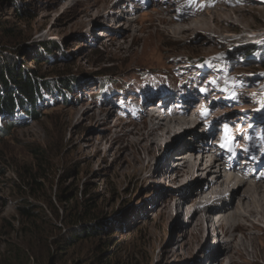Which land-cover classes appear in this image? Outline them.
I'll list each match as a JSON object with an SVG mask.
<instances>
[{"label": "rangeland", "instance_id": "obj_1", "mask_svg": "<svg viewBox=\"0 0 264 264\" xmlns=\"http://www.w3.org/2000/svg\"><path fill=\"white\" fill-rule=\"evenodd\" d=\"M116 1L0 0V21L12 31L9 36L1 34L0 39L11 44L8 52H13L19 63L46 80H58L63 75L84 79L67 94V104L56 94L45 93L38 105V120L23 119L22 111L12 125L10 118L0 120V131L7 129L6 134L0 133V259L11 261L9 264H216L205 258L207 245L220 251L230 243L221 230L223 236L211 234L207 245L182 246L189 240L184 238L186 233L194 228L189 219L208 202L194 206L185 201L182 211L190 213L176 219L160 201L179 190L181 196L187 194L189 190L182 186L189 177L172 181L167 169L161 173L156 168L169 152L174 157L167 160L173 172L185 147L175 149L182 144V137H187L180 130L192 128L198 119L201 125L196 136L205 134L199 145L202 148L219 142L220 123L240 122L234 125L240 127L258 117L264 122V0ZM147 13L165 18L178 14L186 19L176 17L177 25L184 28L197 25L190 20L205 22L198 24L203 29L182 34L156 25L151 31L138 33L148 39V44L133 43L136 31L150 26ZM149 32L159 33L149 38ZM49 43L59 44L62 54L47 55L42 45ZM36 45L40 50L37 62L32 60ZM250 48L257 51L250 52ZM105 72L108 79L99 77ZM105 80L111 84L98 95V83ZM179 90L185 94L177 99L174 93ZM187 96L191 102L180 105L181 98ZM143 101L151 110L142 109ZM180 107L182 113L178 112ZM168 113H173L171 117L179 124H172L170 133L161 136L157 151L150 155L133 144L136 137L132 133L151 122L158 123L157 118ZM209 114L205 125L202 117ZM262 132L264 125L259 135ZM255 136L238 139L239 156L262 150ZM233 141L234 137L230 139L232 149ZM216 152L201 147L195 151L197 161L202 155L216 160L220 154L218 149ZM31 177H37L40 185L32 182L33 186L25 189L22 179ZM227 178L224 174L223 179ZM233 200L212 206L232 205ZM32 205L41 207L47 216L37 227L49 235V240L41 238L39 243L35 239L37 229L32 237L23 227L26 221L21 212ZM85 207L100 215L99 230L72 247L58 248L57 239L69 231L66 219ZM161 209L163 215L159 214ZM41 210L37 213L42 214ZM205 211L200 218L206 217ZM252 219L247 223L251 229L248 234L264 236V227L255 229L252 223L257 218ZM91 224L84 222V229ZM242 236L238 233V240ZM227 252L219 255V264H229L227 254L232 251ZM251 256H236L234 262L264 264L263 259L254 261Z\"/></svg>", "mask_w": 264, "mask_h": 264}, {"label": "bare ground", "instance_id": "obj_2", "mask_svg": "<svg viewBox=\"0 0 264 264\" xmlns=\"http://www.w3.org/2000/svg\"><path fill=\"white\" fill-rule=\"evenodd\" d=\"M116 2L119 1L117 0ZM157 14L158 13L145 14L148 17L147 19H149L150 26L149 27L143 26L141 29L137 30L136 31L137 33L133 35V43L138 44L139 42L143 41L146 44H148L149 43L148 39L141 37L140 34L138 35V33L142 34L151 31L152 28L160 24L165 26L166 31H172V32L174 31L175 33H179V34L184 33L185 30L203 29L202 27H200V25H198L202 22L201 19L190 20L192 23H195L197 25L196 26L192 25L191 27L184 28L180 25H177L176 21L179 19L180 20L182 19L186 20V19L180 18L178 14L177 16L169 15L170 18L160 17ZM176 17H178V19ZM137 20L138 19L131 20V22L134 21L137 22ZM204 22L205 21H203L202 23ZM123 32L125 33V30H123ZM158 33L159 32L157 33L149 32V38H151L152 36L155 37V35H157ZM101 35L105 37L107 36L106 34H101ZM176 92L178 93H174V94L177 95V99L179 94L180 96L182 95L184 96L185 94V91L182 93L181 90ZM155 99L156 97L150 99L149 102L152 103V101L153 100L155 101ZM185 102H191L188 96L181 98L180 105L181 103L184 104ZM141 104H142L141 106L142 109L144 108L147 111L151 110L145 108L147 106L146 102L144 103L143 101L141 102ZM195 105H197V103ZM195 105L193 106V108H195ZM181 107L183 108V105ZM181 107L178 112L182 113L183 110ZM189 107L186 108L189 109ZM188 109L185 111H188ZM195 112H199V111H197L196 109ZM152 113L156 114L157 111L155 112L153 111ZM168 114L169 115H164V117L162 116L160 118H157L158 123L151 122L150 124L146 125V127L142 128L136 133H132V135L134 136L133 138L136 137V139H133V144L136 147H138L141 151L147 152L150 155H152L155 151H157L158 149L157 146L160 145L159 143L161 140L160 139L161 136H167V134L170 133L172 124L174 123L179 124L178 120H176L174 117H171L173 113L172 114L168 113ZM209 117L210 114L205 117H202L207 121L205 125H207L209 121ZM191 118L195 119L194 113H191ZM222 119L223 118H220L219 120ZM199 121L200 120L198 119L192 128H187V131L180 130V133H187V134H183L186 135L187 137L183 136L182 141H180L182 142V144L177 148L175 147L176 151H180L181 149H183V147L185 148L184 151L181 153L180 162L176 164L177 166L173 170V172L169 171L170 162L167 160L173 159L174 157L171 158L169 152L165 153V157L162 158L161 160L162 162L156 168V171H160L161 173H163L164 169L165 170L167 169L166 174L169 175V178H171L172 181H179L181 178L189 177L187 181L183 182V186H182L187 188L189 191L187 194L182 196L180 195L182 194L181 193L182 190H179L175 195L174 194L165 195L163 199L160 201V203H162L164 208H166L168 211L172 210V212L175 214V218L177 219L179 216H182L183 214H187L188 216V214L190 213V211H182L184 206L186 205L184 204L185 201H189V203L193 204L194 206L200 204L199 202H208L207 206L198 207L192 214L191 218L189 219L192 220V223H194V228H192L191 230L188 231V233H186V236L184 238L185 239L189 238V240L183 242L182 246L185 247L193 246L201 242L204 244L206 242V239H208L211 234L218 237L220 236L222 237L224 235L225 237L229 238L228 240H230V243H228V247L224 249L220 248L219 249L220 251H216L217 248L211 244L207 245L208 242L207 240L206 245L208 246V251L205 257L206 259H210L214 263L219 264L220 263L219 255L224 251H228L227 253H229V251H232L231 254H227V257L229 259V264H235L234 259L236 256L245 258L247 257L248 254L252 255L251 257L254 258V261L258 260L259 258L264 260V236L251 237L248 234V231L251 229H249L247 224L251 222L252 218H257V221L255 220L256 222L252 223L253 227L255 229H257L259 226L264 227V185H263L264 180H262L264 179V155L261 158L257 157L255 160H251L247 158L248 164L245 166H242V164L244 163L242 160L245 159H243L242 157L243 155L241 154L240 156H238L239 158L237 160L230 161L229 157L226 155V153H229V151H231L230 143L223 147L219 145L229 141V137H228L229 133H227V131L222 128V123H220L219 126L217 127V129L222 131L221 134H218L219 142L217 141L211 142L210 144L206 145L205 148H202V146H200L201 149H204L207 152L213 150L215 154L217 153L216 151L218 149V152L220 153L218 158L216 160H213L214 159L213 157L212 158L208 156L205 157L200 153L202 156H200V158L197 161L196 158L197 155L195 151H198V149L200 148L199 145L204 142V140L202 139L205 138V134L203 133L200 134L199 136H196L198 133L197 132L198 127L201 125V122ZM214 123H219V122L215 121ZM182 127L183 126H181L180 128ZM227 127L229 131L232 128L236 129V127H234L231 124V122L227 124ZM189 135L195 136L194 139L188 137ZM222 138L224 139L222 140ZM256 140L257 141L259 140V135H257ZM214 145L217 146L218 148L214 147ZM252 152L257 153L258 151L253 149ZM207 157L209 160L206 159ZM137 161L140 162L139 159ZM247 166H253V168L259 171L256 174H251L250 172L248 173ZM223 173L226 175V177H228L226 180L223 179L224 177ZM242 176L246 179L245 180L240 179V177ZM192 177L194 178V180L191 182L190 178ZM210 177H212L213 179H209ZM257 177H259V179ZM201 183L202 185H200ZM230 186H233L232 190H230L231 188L229 189ZM244 187L246 188L239 195V191ZM163 192L165 193V191ZM179 195L181 196V198H179ZM232 197L234 198L233 200L234 202L232 201L233 202L232 205L224 204L223 206H218L216 208L212 206L219 202L223 203L226 199ZM235 199H237V202L235 201ZM202 207L206 209L205 211L206 217L202 216L200 218L199 214L201 213L202 210H204ZM211 210L215 212L213 213ZM211 213L215 214L213 215L214 217L209 215ZM159 214L163 215L162 209L159 211ZM215 217L217 218L216 223L213 222ZM213 225H215L214 229L212 228ZM211 229H213V231H211ZM221 230L223 235L221 234ZM238 233H241L243 235L242 240L240 239L238 240L237 237Z\"/></svg>", "mask_w": 264, "mask_h": 264}, {"label": "trees", "instance_id": "obj_3", "mask_svg": "<svg viewBox=\"0 0 264 264\" xmlns=\"http://www.w3.org/2000/svg\"><path fill=\"white\" fill-rule=\"evenodd\" d=\"M10 32L12 31L6 28L5 24L0 21V35L4 34L9 36ZM38 46L39 45H36V51L32 59L35 62H37L40 57ZM11 49L12 46L10 43H2L0 39V120L10 118L11 123L9 124L11 125L17 122L19 111H22L21 115L23 119L30 118L32 120H38L41 116L38 112V105L42 101L45 93L49 96H54L56 94L62 100L63 104H67L70 100V96L67 94L71 93L75 87L81 85L84 80L76 77L71 78L70 76L66 78L65 75H63L64 77L60 76L62 78L58 80H46L44 76L30 71V69L28 70L24 64L19 63V61L14 58V53L8 52ZM42 49L49 56L62 54V49L57 43L43 44ZM250 49V52L255 50L252 48ZM42 62H48V60L43 59ZM224 73L226 74L227 70H225ZM108 75L109 73L105 72L102 75L100 74L99 77L108 79L110 77ZM142 77H144V75H142ZM89 78L90 77H86L85 79ZM110 84L111 82L109 80L99 82L100 93L98 95L104 94L103 92L107 90ZM8 126L6 128L10 130ZM6 130L7 129L4 128L0 133L6 134ZM31 178L22 179L25 189L31 188L33 186L32 182H35L36 185H40L37 177ZM32 196L38 199L35 194ZM40 210L41 207L32 205L30 209H24L21 212L22 218L26 221L23 227L26 228V231L29 232L32 237H34L37 229L38 234L35 236V239L39 243L43 242L41 238H48V240L50 238L49 235L47 237L46 233L44 234V232L40 231L39 227H37V223L40 222L41 225H43L42 222L47 218L46 214L43 215V209L41 210L42 214L37 213V211ZM84 222H91L93 224L89 225L88 229H84ZM100 223V215L91 213V208L88 209L85 207V210H80L79 208L76 211V215L66 219L67 230L69 231L66 235L57 239V247L60 249L65 246L66 248L72 247L79 243L82 238L95 236L96 230H99L98 227L101 226ZM58 230L62 232V228ZM10 262L11 261L0 259V264H9Z\"/></svg>", "mask_w": 264, "mask_h": 264}, {"label": "snow or ice", "instance_id": "obj_4", "mask_svg": "<svg viewBox=\"0 0 264 264\" xmlns=\"http://www.w3.org/2000/svg\"><path fill=\"white\" fill-rule=\"evenodd\" d=\"M205 114H207V113H205Z\"/></svg>", "mask_w": 264, "mask_h": 264}]
</instances>
